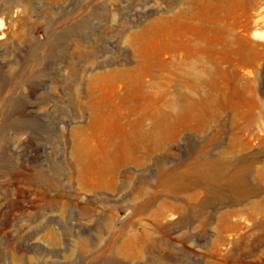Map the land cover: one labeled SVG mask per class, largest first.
<instances>
[{
	"label": "rangeland",
	"instance_id": "rangeland-1",
	"mask_svg": "<svg viewBox=\"0 0 264 264\" xmlns=\"http://www.w3.org/2000/svg\"><path fill=\"white\" fill-rule=\"evenodd\" d=\"M0 19V264H264V0H0Z\"/></svg>",
	"mask_w": 264,
	"mask_h": 264
},
{
	"label": "bare ground",
	"instance_id": "bare-ground-1",
	"mask_svg": "<svg viewBox=\"0 0 264 264\" xmlns=\"http://www.w3.org/2000/svg\"><path fill=\"white\" fill-rule=\"evenodd\" d=\"M2 29V21L0 19V30ZM3 35H0V39H2ZM99 118L102 117V114L98 116ZM146 135L142 133L139 136L137 144L131 148V149H124V159L125 162L128 161V159L135 155V153L139 152V150L142 149V146L146 143ZM214 164L215 161L208 158L206 159V162L204 166L197 167L196 173H197V179L196 183L199 185L208 183V184H214L220 179V175L216 174L214 170ZM227 185L232 193L233 199H230V202H234L235 200H242L247 198L249 195L247 189H246V170L244 166L240 167L235 171L227 180ZM179 190H185L187 188V185L180 182L178 184ZM176 191V190H175ZM175 191L172 190V192H168L170 196L175 195ZM235 199V200H234ZM218 201H224L223 197L221 195L217 196Z\"/></svg>",
	"mask_w": 264,
	"mask_h": 264
}]
</instances>
